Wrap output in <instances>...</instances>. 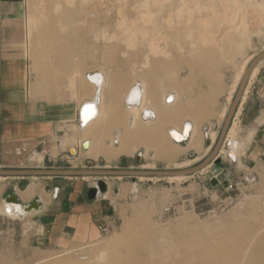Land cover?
I'll use <instances>...</instances> for the list:
<instances>
[{
    "label": "rangeland",
    "instance_id": "1",
    "mask_svg": "<svg viewBox=\"0 0 264 264\" xmlns=\"http://www.w3.org/2000/svg\"><path fill=\"white\" fill-rule=\"evenodd\" d=\"M3 3L0 0V23L5 19L3 11H7ZM16 3L19 16L13 20L21 26L22 37L26 28V49L35 72L55 68L60 79L70 69H79L81 73L91 60L93 71L122 69L133 74L136 81L144 80L148 92L163 110L171 109L161 102L164 94L176 89L180 98L177 106L185 107L192 97V109L198 111L199 104L200 110L206 112V119L201 121L183 115L174 122L179 127L185 122L198 127L195 136L202 141L198 150L183 152L192 135L182 143L170 140L168 129L176 124L168 123L162 127L164 137L160 139L164 147L172 149V161L153 143L146 142L139 143V154L122 157L109 164L111 168L175 169L202 162L218 140L246 67L264 50V23L260 21L264 0H16ZM95 34L99 37L95 38ZM19 48L23 50L21 43ZM86 53L90 54L89 61L82 56ZM42 54L47 57L46 67L40 60ZM263 64L264 59L254 66L243 100ZM213 70L221 85L218 93L210 91L215 85ZM48 75L54 80L55 74ZM43 97L54 100L60 94L48 93ZM237 111L219 153V165L228 171L224 185L211 184L214 173L210 165L182 178H102L109 185L102 203L112 210L111 213L104 210V216L113 219L95 220V224L98 228L109 223L110 230L106 233L97 229L91 235L74 233L73 228L66 227L64 231L68 234L60 241L49 237L55 216H61L62 220L65 216H78L76 206L89 203L87 189L99 178L2 177L0 264H55L61 260L106 264L107 255L114 249L124 255L148 257L154 264H172L171 254L175 251L211 244L242 250L247 260L264 254V171L254 174L246 171L247 162L242 155L254 129L240 120ZM129 124L126 137L140 142L136 139L137 127L131 128ZM228 138L240 141L238 159L227 153ZM103 147L108 148L104 141ZM74 155L70 153L58 160L55 167H92L83 156L72 158ZM92 165L106 167L107 163L96 160ZM29 182L47 192L43 199L47 210L20 216L6 213L5 197L24 189ZM56 186L59 190L54 192ZM38 198L37 195L21 198V202L26 204Z\"/></svg>",
    "mask_w": 264,
    "mask_h": 264
},
{
    "label": "crops",
    "instance_id": "2",
    "mask_svg": "<svg viewBox=\"0 0 264 264\" xmlns=\"http://www.w3.org/2000/svg\"><path fill=\"white\" fill-rule=\"evenodd\" d=\"M2 2H4L2 6H5L7 11H3L5 19L0 23V168H46L45 166L48 164L57 168L55 167L57 166L56 162L69 157L73 148L76 153L72 158L83 156L87 159L86 163L92 167H97L92 165L94 161L103 160L107 163L106 167H109V164L122 157L135 155L139 143L156 144L160 137H164L162 127L175 122L174 120L169 121V113L172 108L163 110L160 107V102L148 92L144 80L136 81L133 74L122 69L93 71L94 69H91L94 66L93 61L90 60L81 73L79 69H70L69 74L66 73L59 79L57 69L46 67L47 57L44 54L40 60L43 61L46 72H35L26 49V28L22 37L21 26L13 20L15 16H19L16 0H2ZM260 19L264 23L262 21L264 14L260 16ZM10 20L13 22L8 23ZM58 41V45L61 46L62 38ZM20 43L23 50L19 48ZM89 55V53L82 54L88 61ZM90 57L93 58L92 55ZM46 73L55 74L54 80H51V76ZM67 74L68 76H66ZM97 79L101 81L100 86ZM137 85L142 86L146 93L145 105L153 112L151 118H144L145 110H142L140 106L135 110L136 105L125 102L129 91ZM263 87L264 64L261 65L256 79L247 90V96L245 100L242 99L237 111L240 120L246 122L248 128L254 129L246 152L242 155L247 162V173L253 174L264 171V98L260 91ZM96 91L99 92L98 107L100 112L95 119L83 126L80 122L79 107L86 102H91ZM48 93L60 94V97L48 100L43 97V94ZM169 94H173L176 98L179 93L175 89L164 94L161 102L167 107H171V103L174 102V100L172 102L165 101ZM127 124L131 128L137 127L136 139L141 140L140 142L128 140L130 138L126 137ZM176 126L177 124L168 130ZM114 135L119 137L118 144L109 143ZM87 141L89 144L88 147H85L84 143ZM103 141L108 144V148L105 150L109 155H114L116 151L119 154L116 157L112 156L111 160H108L105 155L92 156L91 148L99 147ZM190 144L191 141L185 147L187 152L198 150L202 146L201 144L198 148L190 149ZM138 150L140 151V147ZM148 151L149 149H146L145 154ZM227 172V169L222 167V172L217 176L219 185H224ZM32 178L41 177L27 179ZM43 178L52 179L53 177ZM29 187L32 188L30 197L37 195L41 208L26 214L46 211L47 206L44 205L43 199L44 196L47 197V192L44 189L40 190L34 182H29L22 190ZM53 190L55 192L59 190V187L56 186ZM17 192L15 194L18 196ZM108 192L93 201L88 200L89 203L77 205L76 208L80 212L76 213L78 215L76 217L65 216V220H62L61 216L56 215L49 231L50 239L57 242L65 238V235L68 234L64 231L66 227H69L67 230L73 228L72 232L74 233L91 235L96 231L95 229L99 230L95 220H104L109 217L113 219V216H104V210L109 213L112 211L110 207L104 206L102 203L103 196L108 195ZM53 197L55 198V196ZM19 199L22 201L20 197ZM31 202L29 201V203ZM21 205L24 204L21 202ZM46 219L51 220L49 217Z\"/></svg>",
    "mask_w": 264,
    "mask_h": 264
},
{
    "label": "bare ground",
    "instance_id": "3",
    "mask_svg": "<svg viewBox=\"0 0 264 264\" xmlns=\"http://www.w3.org/2000/svg\"><path fill=\"white\" fill-rule=\"evenodd\" d=\"M260 21H261V19H260ZM262 21H264V19H262ZM98 37H99V35L95 34V38H98ZM126 42H128V41H126ZM154 45L155 44L153 43L152 46L155 47ZM95 52L97 53L96 50H95ZM202 53H203V51L200 53L201 56L203 55ZM192 62L194 63L195 61H191V64H192ZM254 69H255V67L253 68L251 75H252ZM215 74H217V72L215 70H213L212 76H213V78H215V85L210 88V91H212L214 93H218L221 90V85H220V81L218 79V74L217 75H215ZM251 75H250V77H251ZM97 81H98V85L100 86L101 81L98 79H97ZM98 100H99V92L96 91L94 94V99L91 102H86L85 104H83L82 106L79 107V109L81 111L82 107L84 106V108L82 110V114H83L82 121L84 122L85 125L90 123L93 119H95L98 116V114L100 112V109L98 107ZM166 100H167V98H166ZM173 100H174V102L171 103L172 104L171 105L172 111L169 113V115H170L169 121L174 120L175 122H177L178 118L183 116V115L194 116L196 118L195 121H197V120L201 121L203 118L206 117L205 116L206 112H203L202 110H200L201 106L199 104L197 106L198 111H194L192 109L194 106L193 101H192V97H190L189 102L186 104V106L182 107V108L177 106L178 104H180L179 96H177L175 98L172 95L171 97H169V100H167V101L172 102ZM146 101H147L146 93H144V90H143L142 86H140V85H137L134 88H132V90L129 91V93L125 99V102L127 104L136 105L134 107L135 110H137V107H139V106L142 110H145L144 114H143L145 119L151 118L153 116L152 110H150V108L146 107V105H145ZM152 134L154 136V130L152 131ZM196 134H198V127L193 126L192 123H190V122H185L184 124H182L181 127H179L177 125L176 127L172 128V130H169L168 138L170 140H174V141L178 142L181 140L188 139L192 135L191 136V144L189 147L190 149H192V148H198L202 143L201 138L199 136L196 137L195 136ZM116 140H118V142H119V137L117 135L116 136L114 135L113 138L111 139V141H109V143L114 144ZM178 143H180V142H178ZM226 143H227V146L229 147L227 150V153L229 154V156L232 157L233 159H238L237 150L239 148L240 141L228 138L226 140ZM154 145L157 146L158 151H159V149H161L160 152L164 154L166 159H168L169 161H172V158H173L172 149L164 147L161 139L157 140L156 144H154ZM138 148L139 147L136 148L135 153L139 154L140 151L138 150ZM182 150H183V152L187 151L185 149H182ZM107 152L108 151L105 150V147H103V142H101L99 147H92L91 148L90 154L94 157H98L100 155H105L108 160H111L112 156L116 157L117 154H119V153H117L118 151H116V153L111 156ZM183 168H185V167H183ZM1 178L2 177H0V179ZM177 178H182V177H177ZM95 185H97V182L95 183ZM134 188H136V186H134ZM18 192H19L18 193L19 197L21 196L22 199H28L30 197V195L32 194V188L29 187L26 190H20V191L18 190ZM5 202L6 203L4 205V208L6 210V213H8L10 215H12V214L13 215L26 214L27 212L31 211L32 209H38L39 207H41V204L38 202L34 206H31L29 208H25V206H29V204H32L34 201L29 203V204H24V205H21V202L17 203L14 201H6V199H5ZM97 256L99 257V255H97ZM171 256H172V264H191V262H195L197 264H264V254L260 253L257 256H252L250 259L247 260L246 259V252H243L242 250L239 251L238 249L231 250V249H228L224 245H221V244H211L209 246H203L201 248L193 247L191 250L183 249L181 251H175L173 254H171ZM256 257H259V258L257 259ZM106 259H107L106 264H154L153 263L154 260L150 259L148 257L144 258L142 256H137L135 254L124 255V254L120 253V250H115V249H114L113 253L107 255ZM169 260H170V258L168 257L167 261H169ZM54 263L55 264H97L96 262H91V263H80V262L74 263L73 262L72 263V261L67 262V260H61V261H57Z\"/></svg>",
    "mask_w": 264,
    "mask_h": 264
},
{
    "label": "water",
    "instance_id": "4",
    "mask_svg": "<svg viewBox=\"0 0 264 264\" xmlns=\"http://www.w3.org/2000/svg\"><path fill=\"white\" fill-rule=\"evenodd\" d=\"M264 59V50L259 52L248 64L242 79L239 83L237 92L232 100L231 106L226 114V118L224 120V124L218 140L211 150L210 154L199 164L185 167V168H175V169H145V168H133V167H66V168H0V177L3 178H20V179H27L31 177H53V178H78V177H96L99 178L97 181V185L90 186L87 189V199L89 201L95 200L98 196L104 195L108 192L109 186L108 182L102 178H115V177H130L134 180L140 178H177V177H186L196 174L203 170L205 167L210 165L211 171L214 173V177L211 180V184L213 186L217 185L219 181L217 180V176L222 172V167L219 165L221 162L220 157V150L223 145V142L226 139V135L229 131V128L232 124V120L238 107L242 101L246 88L250 81V75L254 68V66L260 61ZM84 106L82 107L79 117L80 122L83 126H85L84 122L82 121L83 110ZM207 135V133H206ZM176 140V139H175ZM185 140H181L178 142H185ZM88 142L84 143L85 147H88ZM72 154L76 153L74 148L71 150ZM118 190H115L117 193ZM6 201H14V202H21L19 197L15 193H9L5 197ZM40 203L39 200H34L32 204L29 206H25V208H29L34 206L37 203ZM41 204V203H40ZM39 207L36 210H39ZM35 209H32L29 212H32Z\"/></svg>",
    "mask_w": 264,
    "mask_h": 264
},
{
    "label": "built area",
    "instance_id": "5",
    "mask_svg": "<svg viewBox=\"0 0 264 264\" xmlns=\"http://www.w3.org/2000/svg\"><path fill=\"white\" fill-rule=\"evenodd\" d=\"M261 91V95L264 98V87L260 90ZM115 143H118V140L115 141ZM101 196V195H100ZM98 229L102 232V233H106L110 230V225L109 223L106 224H100L98 226Z\"/></svg>",
    "mask_w": 264,
    "mask_h": 264
}]
</instances>
